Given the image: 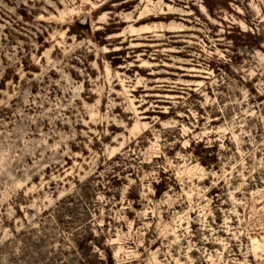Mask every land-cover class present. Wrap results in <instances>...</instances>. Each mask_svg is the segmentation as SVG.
<instances>
[{
  "label": "rangeland",
  "instance_id": "374dc122",
  "mask_svg": "<svg viewBox=\"0 0 264 264\" xmlns=\"http://www.w3.org/2000/svg\"><path fill=\"white\" fill-rule=\"evenodd\" d=\"M0 264H264V0H0Z\"/></svg>",
  "mask_w": 264,
  "mask_h": 264
},
{
  "label": "trees",
  "instance_id": "16d2710c",
  "mask_svg": "<svg viewBox=\"0 0 264 264\" xmlns=\"http://www.w3.org/2000/svg\"><path fill=\"white\" fill-rule=\"evenodd\" d=\"M161 191H163V187L162 186H159L158 187V193H160Z\"/></svg>",
  "mask_w": 264,
  "mask_h": 264
}]
</instances>
